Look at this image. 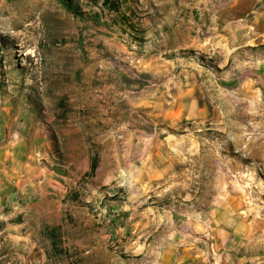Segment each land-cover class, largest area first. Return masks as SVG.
Listing matches in <instances>:
<instances>
[{"label":"rangeland","instance_id":"1","mask_svg":"<svg viewBox=\"0 0 264 264\" xmlns=\"http://www.w3.org/2000/svg\"><path fill=\"white\" fill-rule=\"evenodd\" d=\"M69 1L0 0V142L45 169L0 264H264V0Z\"/></svg>","mask_w":264,"mask_h":264},{"label":"crops","instance_id":"2","mask_svg":"<svg viewBox=\"0 0 264 264\" xmlns=\"http://www.w3.org/2000/svg\"><path fill=\"white\" fill-rule=\"evenodd\" d=\"M248 20H245L246 27L243 29L247 39L242 45L237 47L247 45L251 47L264 44V13L255 11ZM126 23L125 21V37L129 36ZM129 41L130 43H137V41H131V39ZM164 111L165 118L177 120L182 118L204 117L206 115V109L195 105L192 100L186 103L180 102L176 104V109H167ZM144 115H147V113L144 112ZM38 148L39 144H35L28 138L17 140L12 137H7L0 142V200L14 190L30 185L36 178L41 176L42 170L45 169L40 166V160L37 157L39 155L37 152ZM208 219L210 222H213L209 217ZM218 220V222L215 221L216 224H224L221 222L222 218ZM168 252L169 250H165L160 255L161 264H169L168 259L170 256H168Z\"/></svg>","mask_w":264,"mask_h":264},{"label":"trees","instance_id":"3","mask_svg":"<svg viewBox=\"0 0 264 264\" xmlns=\"http://www.w3.org/2000/svg\"><path fill=\"white\" fill-rule=\"evenodd\" d=\"M107 1V4L109 2V0H105V2ZM62 3L64 5V7L70 11L73 14H79L78 10L72 5V2H70L69 0H62ZM110 3V2H109ZM115 7V5H114ZM122 20V19H121ZM124 21V20H122ZM92 168H94V164H92Z\"/></svg>","mask_w":264,"mask_h":264},{"label":"built area","instance_id":"4","mask_svg":"<svg viewBox=\"0 0 264 264\" xmlns=\"http://www.w3.org/2000/svg\"><path fill=\"white\" fill-rule=\"evenodd\" d=\"M24 197H19V195H16L15 198H13V201L19 202V203H30L32 202V197L27 193H21Z\"/></svg>","mask_w":264,"mask_h":264}]
</instances>
